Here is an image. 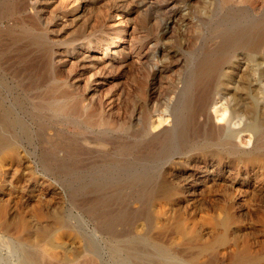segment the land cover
I'll list each match as a JSON object with an SVG mask.
<instances>
[{"label":"rangeland","instance_id":"rangeland-1","mask_svg":"<svg viewBox=\"0 0 264 264\" xmlns=\"http://www.w3.org/2000/svg\"><path fill=\"white\" fill-rule=\"evenodd\" d=\"M81 1L0 0V264H264V113L244 157L203 103L231 64L264 85V0ZM107 8L136 27L113 59L80 45Z\"/></svg>","mask_w":264,"mask_h":264},{"label":"bare ground","instance_id":"bare-ground-1","mask_svg":"<svg viewBox=\"0 0 264 264\" xmlns=\"http://www.w3.org/2000/svg\"><path fill=\"white\" fill-rule=\"evenodd\" d=\"M83 2L81 0H53L52 4L54 7L52 8V10H53V12L54 11L59 12V14L62 15V17L64 18V16L66 14H68L70 11H72L74 9L75 11H74L72 19L79 17V16L82 17L85 15L86 10H87V5H88L87 3H85L86 5H84ZM29 8H31V7H29ZM30 11H33V10H30ZM103 12L104 11H102L103 15L101 17H100V15H99V18L97 16V20H92V21L90 20L89 23H86L87 20H84L85 22L82 21V24L80 25L81 28L85 27V26L88 28V26H89L90 28L94 29L96 27V28H100V31H99V34L97 36L90 38V39L87 38L84 42L81 41L82 43L80 45L86 46L87 48H89L91 50L99 52L100 54H102V57H107L109 59H113L116 56L124 55L126 50L133 47V45L136 41V37H135L136 27L134 25L135 23L130 24L129 22H126L123 19V17H124L123 12L118 13L115 9L113 10L112 8H111V10H108V8H107V11L105 9V12L104 13ZM124 12H126V10ZM93 18H95V16ZM250 58L251 57L248 55L245 56L244 59L247 61L246 62L247 64L252 61L251 60L252 58L251 59ZM109 62H110V60L108 61V63ZM235 67H236V65L231 64L229 66V69L221 76L222 77V81H221L222 85H224L225 89L228 91V93H230V104H229L230 109L227 106H224L223 104L216 106L217 105L216 100L211 101V100L204 99L203 103H204L205 107H211L209 118L211 120H215L213 122V125L215 126L214 129L215 128L217 130L226 129V135L227 136H231L234 138L236 137L237 140H236V142L233 143V148L236 151H242V155L245 157V156H248V154H250L251 151L255 150L256 147L259 146L260 142H261L260 137L257 135V131H258L257 119H258V115L260 113L261 114L264 113V85L261 87L258 86L257 88H255L254 89L255 93L252 96V95H250L247 87H244L245 85L238 88L240 85L235 86L234 84H231L230 79L233 78L232 74H231V70L233 71V68H235ZM73 71H75V70H73ZM93 75H95V74H93ZM89 76H90V74H89ZM90 80L91 79H89V78L87 81L85 80L86 81L84 83L85 86H89V83H93L96 81L95 78L92 81H90ZM235 84H236V82H235ZM239 91H240V93H239ZM226 96H227V94H226ZM197 97L199 99L200 95H197ZM230 111H231V114L229 113ZM259 117H260V115H259ZM218 121L223 122V125H219L217 123ZM168 123L169 122H167L166 118L163 120L160 119L157 121V128L161 127V128H163L162 130H167L168 129V127H167ZM154 126H156V124ZM245 132L247 134L242 135V133H245ZM4 146L5 145H2V144L0 145V155L4 149ZM208 153L211 156L217 155L213 152V150H212V152H208ZM256 156H258V154ZM260 156H261L260 160L262 162V165L264 166V153H263V155H260ZM237 157H238V155H237ZM248 158H249L251 163L259 162L257 160V158H255V157H253V158L248 157ZM245 159H247V157ZM235 160H238V158ZM210 161H212V160H210ZM161 187H162L163 191L166 190L165 189L166 187L164 185H161ZM260 220H261L262 224L264 225V218H260ZM207 223L210 226L216 227V228H227V227H229V224L231 223L229 207L228 206H220L218 209L216 217H213ZM246 251L245 250L242 251L243 253H240V255L237 256L233 260L232 264H247V259H246L247 253H246ZM29 257L28 256L26 257L29 260L28 262H30V264H33ZM83 260L85 262H87L88 264H92V262H93L91 257L88 255H85V259L83 258ZM260 260L261 259L259 258V261ZM61 264H63V263H61Z\"/></svg>","mask_w":264,"mask_h":264}]
</instances>
